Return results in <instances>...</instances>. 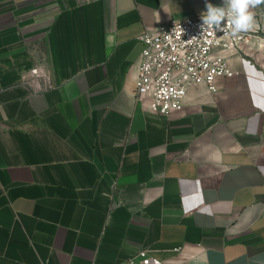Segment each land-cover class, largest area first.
Listing matches in <instances>:
<instances>
[{"label":"crops","instance_id":"1","mask_svg":"<svg viewBox=\"0 0 264 264\" xmlns=\"http://www.w3.org/2000/svg\"><path fill=\"white\" fill-rule=\"evenodd\" d=\"M206 2L0 0V264H264V5L217 92L136 99L138 36Z\"/></svg>","mask_w":264,"mask_h":264},{"label":"built area","instance_id":"2","mask_svg":"<svg viewBox=\"0 0 264 264\" xmlns=\"http://www.w3.org/2000/svg\"><path fill=\"white\" fill-rule=\"evenodd\" d=\"M201 23L200 15L172 18L138 36L143 49L136 77V99L151 111L168 116L182 111L184 98L197 85L217 92V80L234 74L231 56L254 36L252 31L233 36L227 28L223 32L202 31ZM32 73L40 74L42 70L35 67ZM139 256V261L132 258L127 264L162 263L145 249Z\"/></svg>","mask_w":264,"mask_h":264},{"label":"clouds","instance_id":"3","mask_svg":"<svg viewBox=\"0 0 264 264\" xmlns=\"http://www.w3.org/2000/svg\"><path fill=\"white\" fill-rule=\"evenodd\" d=\"M260 5L264 0H223L219 6L206 2V11L200 14L201 29L223 32L227 28L233 36L248 32L256 26L252 10Z\"/></svg>","mask_w":264,"mask_h":264}]
</instances>
